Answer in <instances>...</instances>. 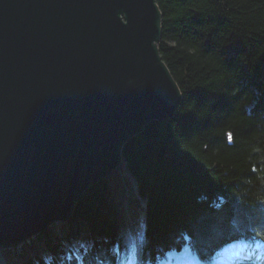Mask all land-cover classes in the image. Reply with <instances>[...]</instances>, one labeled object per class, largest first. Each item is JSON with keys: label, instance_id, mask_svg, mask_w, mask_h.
Wrapping results in <instances>:
<instances>
[{"label": "trees", "instance_id": "obj_1", "mask_svg": "<svg viewBox=\"0 0 264 264\" xmlns=\"http://www.w3.org/2000/svg\"><path fill=\"white\" fill-rule=\"evenodd\" d=\"M159 52L178 84L172 118L151 121L122 162L91 185L61 226L83 264H118L131 231L152 264L185 245L202 258L229 241L264 240V0H157ZM56 223L5 249L11 264H66ZM75 264V258L70 256Z\"/></svg>", "mask_w": 264, "mask_h": 264}, {"label": "water", "instance_id": "obj_2", "mask_svg": "<svg viewBox=\"0 0 264 264\" xmlns=\"http://www.w3.org/2000/svg\"><path fill=\"white\" fill-rule=\"evenodd\" d=\"M157 0H0V246L65 221L172 118L181 92L159 52Z\"/></svg>", "mask_w": 264, "mask_h": 264}, {"label": "rangeland", "instance_id": "obj_3", "mask_svg": "<svg viewBox=\"0 0 264 264\" xmlns=\"http://www.w3.org/2000/svg\"><path fill=\"white\" fill-rule=\"evenodd\" d=\"M141 245H142V236L138 235V247H140ZM238 250H242V251L245 250V252L248 253V250L244 248V244H241L240 246H234V248H232V249L225 248L218 255V257H216V261L219 262L220 264H223L224 261H227V259L230 258ZM188 251L189 250L187 248H184L183 250H181V252L179 251V252L169 253L168 257L166 259L167 264L175 263V262H177V260L184 259L185 255L187 257ZM138 262H139V258H138ZM180 263H182V262H177V264H180ZM125 264H131L129 262V259L125 262Z\"/></svg>", "mask_w": 264, "mask_h": 264}, {"label": "bare ground", "instance_id": "obj_4", "mask_svg": "<svg viewBox=\"0 0 264 264\" xmlns=\"http://www.w3.org/2000/svg\"><path fill=\"white\" fill-rule=\"evenodd\" d=\"M255 256H250L247 253L244 252H237L235 255H233L231 258H229L227 261H224L223 264H237L236 262L238 260H249L255 262V264H264L263 259L256 260L254 259ZM190 263V262H189Z\"/></svg>", "mask_w": 264, "mask_h": 264}]
</instances>
